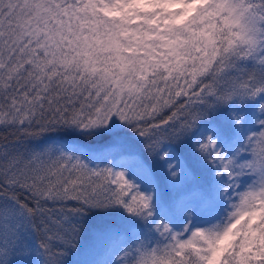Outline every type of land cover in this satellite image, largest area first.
Instances as JSON below:
<instances>
[{
	"label": "snow or ice",
	"instance_id": "obj_1",
	"mask_svg": "<svg viewBox=\"0 0 264 264\" xmlns=\"http://www.w3.org/2000/svg\"><path fill=\"white\" fill-rule=\"evenodd\" d=\"M0 264H264V0H0Z\"/></svg>",
	"mask_w": 264,
	"mask_h": 264
},
{
	"label": "trees",
	"instance_id": "obj_2",
	"mask_svg": "<svg viewBox=\"0 0 264 264\" xmlns=\"http://www.w3.org/2000/svg\"><path fill=\"white\" fill-rule=\"evenodd\" d=\"M4 136H8L9 139L15 140V137L11 136L9 132H5V131H3V129H0V142H3L2 137H4Z\"/></svg>",
	"mask_w": 264,
	"mask_h": 264
}]
</instances>
